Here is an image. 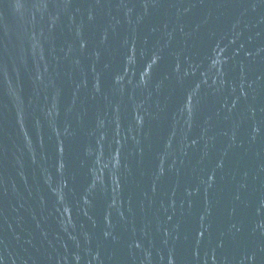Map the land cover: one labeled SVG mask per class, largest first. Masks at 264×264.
<instances>
[{"label":"water","instance_id":"95a60500","mask_svg":"<svg viewBox=\"0 0 264 264\" xmlns=\"http://www.w3.org/2000/svg\"><path fill=\"white\" fill-rule=\"evenodd\" d=\"M0 264H264V0H0Z\"/></svg>","mask_w":264,"mask_h":264}]
</instances>
